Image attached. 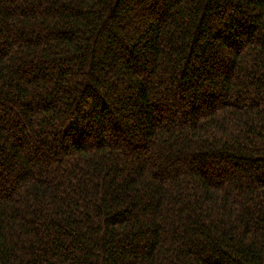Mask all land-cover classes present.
I'll return each instance as SVG.
<instances>
[{
  "label": "trees",
  "instance_id": "1",
  "mask_svg": "<svg viewBox=\"0 0 264 264\" xmlns=\"http://www.w3.org/2000/svg\"><path fill=\"white\" fill-rule=\"evenodd\" d=\"M0 264H264V0H0Z\"/></svg>",
  "mask_w": 264,
  "mask_h": 264
}]
</instances>
